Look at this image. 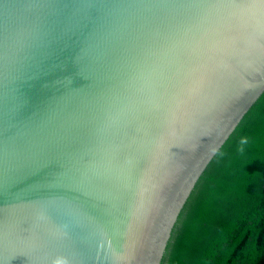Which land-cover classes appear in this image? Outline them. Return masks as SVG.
Listing matches in <instances>:
<instances>
[{
	"label": "water",
	"instance_id": "1",
	"mask_svg": "<svg viewBox=\"0 0 264 264\" xmlns=\"http://www.w3.org/2000/svg\"><path fill=\"white\" fill-rule=\"evenodd\" d=\"M264 95V0H0V264H161Z\"/></svg>",
	"mask_w": 264,
	"mask_h": 264
},
{
	"label": "trees",
	"instance_id": "2",
	"mask_svg": "<svg viewBox=\"0 0 264 264\" xmlns=\"http://www.w3.org/2000/svg\"><path fill=\"white\" fill-rule=\"evenodd\" d=\"M161 264H264V95L200 176Z\"/></svg>",
	"mask_w": 264,
	"mask_h": 264
}]
</instances>
